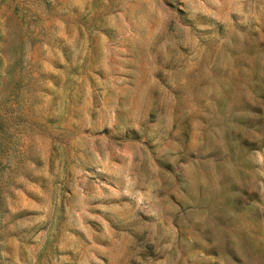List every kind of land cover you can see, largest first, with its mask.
Here are the masks:
<instances>
[{"label":"rangeland","instance_id":"obj_1","mask_svg":"<svg viewBox=\"0 0 264 264\" xmlns=\"http://www.w3.org/2000/svg\"><path fill=\"white\" fill-rule=\"evenodd\" d=\"M0 264H264V0H0Z\"/></svg>","mask_w":264,"mask_h":264}]
</instances>
